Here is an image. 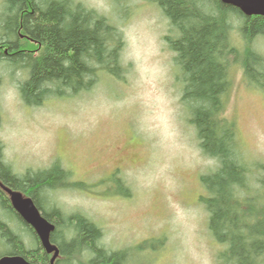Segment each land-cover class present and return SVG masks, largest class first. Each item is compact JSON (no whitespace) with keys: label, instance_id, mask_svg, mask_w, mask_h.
<instances>
[{"label":"rangeland","instance_id":"374dc122","mask_svg":"<svg viewBox=\"0 0 264 264\" xmlns=\"http://www.w3.org/2000/svg\"><path fill=\"white\" fill-rule=\"evenodd\" d=\"M82 1L121 27L123 77H102L78 96L53 97L31 107L21 98L18 69L2 64L0 141L6 162L22 174L59 161L81 186L46 191V206L84 213L102 228L103 244L131 249L135 264H192L176 239L174 218L177 211L193 209L204 248L214 264H226L219 254L227 247L212 235L200 200L209 194L201 176L218 164L199 147L189 122L191 109L181 102L186 80L163 38L169 20L155 0ZM2 10L0 0V15ZM239 23L232 20V31L243 46ZM257 44L264 52V37ZM149 57L152 63L146 64ZM144 67L151 70L142 72ZM230 79L224 116L235 124L241 158L264 163V92L247 85L239 64L231 68ZM154 107L157 111L148 112ZM168 107L175 109L186 139L175 137ZM144 114L150 118L144 119ZM113 171H119L130 195L122 188L114 192ZM103 179L110 180L111 189ZM89 185L97 187L85 189ZM26 239L32 242L28 235ZM6 252L7 247H0V254ZM79 262L75 258L74 263Z\"/></svg>","mask_w":264,"mask_h":264},{"label":"trees","instance_id":"16d2710c","mask_svg":"<svg viewBox=\"0 0 264 264\" xmlns=\"http://www.w3.org/2000/svg\"><path fill=\"white\" fill-rule=\"evenodd\" d=\"M155 2L169 20L163 38L186 80L181 102L191 109L189 122L199 147L218 164L201 176L209 194L200 200L208 211L212 235L227 247L219 259L226 264H264V163L242 160L235 124L224 116L231 68L239 64L247 85L264 92V52L257 44L264 37V16L246 15L222 0ZM1 6L0 66L20 72L18 87L25 105L36 107L53 97L78 96L93 89L102 77H123V32L98 9L82 0H1ZM235 18L240 21L243 46L233 35ZM71 177L59 161L48 168L15 172L0 141V180L31 196L55 224L51 239L62 255L57 264H75V258L79 264H133L132 250L104 245L102 228L84 213L46 206V191L68 184L81 186ZM124 191L126 196L131 194L127 188ZM0 247L35 264H50V254L35 230L1 187Z\"/></svg>","mask_w":264,"mask_h":264},{"label":"water","instance_id":"95a60500","mask_svg":"<svg viewBox=\"0 0 264 264\" xmlns=\"http://www.w3.org/2000/svg\"><path fill=\"white\" fill-rule=\"evenodd\" d=\"M225 3L232 4L240 8L246 15H263L264 0H222ZM0 186L8 193L11 204L19 215L33 227L37 233L42 246L48 253H52L51 264H55L60 255L59 247L52 242L51 234L55 229V224L49 221L37 206L31 196H25L23 192L12 189L3 184L0 180ZM0 264H35L27 260L22 255H4L0 258Z\"/></svg>","mask_w":264,"mask_h":264},{"label":"clouds","instance_id":"9594fccd","mask_svg":"<svg viewBox=\"0 0 264 264\" xmlns=\"http://www.w3.org/2000/svg\"><path fill=\"white\" fill-rule=\"evenodd\" d=\"M152 63L151 57L146 61V64ZM159 63V61H156ZM151 69L144 67L142 72H148ZM166 73V69L163 70ZM167 103H170L168 101ZM157 108H150L148 112H155ZM166 115L169 125L173 128L174 135L177 139L184 138L181 130L180 123L178 122L175 109L168 107L166 109ZM144 119H149L147 114H144ZM155 128L156 125L153 124ZM174 225L176 229V239L179 241L182 250L189 254L192 259V264H214L212 257L208 254L204 248L200 237L197 234L198 227V212L197 210H181L177 211L174 218Z\"/></svg>","mask_w":264,"mask_h":264},{"label":"flooded vegetation","instance_id":"af4514ba","mask_svg":"<svg viewBox=\"0 0 264 264\" xmlns=\"http://www.w3.org/2000/svg\"><path fill=\"white\" fill-rule=\"evenodd\" d=\"M114 177H113V179L115 180V181H117L118 183H122L123 181V179H122V177L119 175V173L118 172H115V174L113 175ZM123 184V183H122ZM121 184V185H122ZM108 189H111V188H108Z\"/></svg>","mask_w":264,"mask_h":264},{"label":"bare ground","instance_id":"6f19581e","mask_svg":"<svg viewBox=\"0 0 264 264\" xmlns=\"http://www.w3.org/2000/svg\"><path fill=\"white\" fill-rule=\"evenodd\" d=\"M243 12V11H242ZM50 258V257H49Z\"/></svg>","mask_w":264,"mask_h":264}]
</instances>
